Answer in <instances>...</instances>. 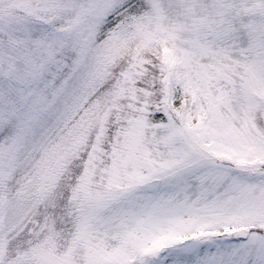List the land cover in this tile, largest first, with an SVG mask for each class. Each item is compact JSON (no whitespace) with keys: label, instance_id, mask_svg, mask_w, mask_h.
<instances>
[{"label":"snow or ice","instance_id":"obj_1","mask_svg":"<svg viewBox=\"0 0 264 264\" xmlns=\"http://www.w3.org/2000/svg\"><path fill=\"white\" fill-rule=\"evenodd\" d=\"M0 264H264V0H0Z\"/></svg>","mask_w":264,"mask_h":264}]
</instances>
